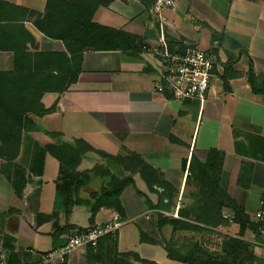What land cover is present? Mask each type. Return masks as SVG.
Wrapping results in <instances>:
<instances>
[{"label": "crops", "instance_id": "1", "mask_svg": "<svg viewBox=\"0 0 264 264\" xmlns=\"http://www.w3.org/2000/svg\"><path fill=\"white\" fill-rule=\"evenodd\" d=\"M1 1L36 12H42L46 2ZM152 3L153 0H97L94 22L143 37L146 48L134 52L131 48L84 52L76 82L61 94L45 93L43 105L49 107L56 100V108L34 120L39 127L61 133L62 140L81 138L111 155L131 151L141 156L178 190L169 212L177 202L184 206L191 203L186 193L192 185L185 186L188 171L181 169V161L188 163L194 156L204 162L207 150L218 148L224 152L221 187L255 221L254 213L264 186V94L251 93L246 71L250 57L255 74H264V0H177L159 16L151 11ZM19 23L33 35L39 50L64 51L61 41L43 36L30 20ZM211 29L220 33L221 38L212 46L218 47L221 53H215L217 63L204 103H180L157 93L153 82L158 61L151 49L157 45L160 35L209 49ZM12 59V52L0 50V70H10ZM224 81L227 89L223 88ZM28 136L31 141L23 139L22 148H28L29 153H21L16 158V162H26L28 182L22 200L14 196L5 175L0 173V212L12 208L11 213L0 219V257L4 264H7L4 259L8 251L1 247L3 234L13 238V251L22 257L23 264H41L37 254L51 249L52 221L36 225L35 214H50L53 210L58 162L52 157L55 160L52 163L51 156L42 154L41 149L54 140L40 131L29 132ZM97 162L99 157L89 152L77 170L90 169ZM244 162L250 168L238 183ZM125 175H131L134 186L126 187L120 195L124 217L116 235L101 238L96 247L73 251L65 264H120V260H125L123 254L130 252L148 261L129 259L130 264H185L166 256L162 239L170 237L171 227L157 228L156 213L135 190L144 193L151 204L156 203L157 193L148 191L138 173L126 171ZM99 186L100 181L94 180L82 194L86 196ZM113 212L101 208L94 224H102ZM223 212L229 214L227 208ZM78 215L84 222L79 221ZM88 216L86 207L74 206L68 221L86 227ZM59 218L62 224L64 218L61 214ZM140 231L156 243L140 242ZM217 231L235 236L237 225L230 223ZM178 233L174 238H179ZM243 239L252 244L253 255L264 260L259 236L255 238L246 231Z\"/></svg>", "mask_w": 264, "mask_h": 264}, {"label": "trees", "instance_id": "2", "mask_svg": "<svg viewBox=\"0 0 264 264\" xmlns=\"http://www.w3.org/2000/svg\"><path fill=\"white\" fill-rule=\"evenodd\" d=\"M96 6L97 0H46L43 11L36 12L0 0V50L10 51L13 55L12 68L0 70V173L5 175L14 196L22 200L28 182L26 162H16L21 153H29L28 148H22L23 139L31 141L28 133L40 131L54 140L42 147V154L47 153L58 162L53 210L50 214H35L36 225L52 221L50 250L63 245L72 233L93 227L95 216L101 208L112 209L121 218L124 217L120 195L126 187L134 186L131 175H125L127 171L129 174L138 173L148 191L157 193L156 203L151 204L144 193L135 190L138 196L145 198L147 207L155 210L157 228L163 225L171 227L170 237L162 239L163 249L170 260L185 264H263L264 260L253 255L252 244L243 239L246 231L258 238L257 223L250 220L244 208L230 198L220 185L224 160L222 150L209 148L204 162H199L194 156L188 163L181 161V169L187 168L188 171L185 186L192 185V189L186 193L191 203L180 207L178 217H173L160 211L167 212L172 208L178 190L158 168L141 156L131 151L125 155H111L95 149L81 138L65 141L61 139V133L48 131L36 124L35 117L53 112L57 104L55 100L45 107L42 96L48 92L61 94L76 82L84 52L128 48L134 52L146 47L143 37L94 22L92 16ZM24 20H30L43 36L61 41L64 51L39 50L33 35L19 23ZM219 38L220 33L211 29L210 45ZM165 39L170 50L182 43L167 36ZM234 44L242 51L238 44ZM209 49L217 52L215 47ZM246 79L251 93L264 94V74H255L250 57ZM223 88L227 89L225 81ZM89 152L96 154L100 162L90 169L77 170ZM249 168L247 163H242L238 183H241L243 173ZM94 180L100 181L99 189L83 195L82 191ZM74 206L87 208L89 216L86 227L69 223ZM224 208L229 210L228 215L224 214ZM11 212L12 208L0 212V219ZM60 214L64 218L62 224L59 222ZM230 223L237 225L236 235H220L217 228ZM176 232L219 235L220 250H210L201 240L186 236L174 238ZM139 241L156 243L142 231ZM1 247L8 251L5 263L23 264L22 257L13 251V238L10 235H2ZM123 258L124 261L119 259L120 264H130L129 259L148 263L136 253H124Z\"/></svg>", "mask_w": 264, "mask_h": 264}, {"label": "built area", "instance_id": "3", "mask_svg": "<svg viewBox=\"0 0 264 264\" xmlns=\"http://www.w3.org/2000/svg\"><path fill=\"white\" fill-rule=\"evenodd\" d=\"M176 1L153 0L151 11L159 16L164 9L174 6ZM151 51L158 61L153 82L154 90L180 103L192 101L203 104L211 87L213 71L217 63L215 53L188 42H182L181 45H176L170 50L163 35H160L157 45L152 47ZM180 207L182 205L177 202L171 212H160L166 216L178 217L177 211ZM254 219L260 238L258 244L264 248V186ZM122 224L120 214L113 212L102 224L94 225L85 231L74 232L68 236L63 245L38 254L39 263L63 264L73 251L82 247H96L102 237H114ZM28 252L34 253L32 250ZM0 264H4L1 257Z\"/></svg>", "mask_w": 264, "mask_h": 264}, {"label": "rangeland", "instance_id": "4", "mask_svg": "<svg viewBox=\"0 0 264 264\" xmlns=\"http://www.w3.org/2000/svg\"><path fill=\"white\" fill-rule=\"evenodd\" d=\"M209 48H213V46L212 45H210L209 46ZM216 48V50L217 51H219L218 50V47H215ZM225 50L226 49H224V52H225ZM223 52V51H222ZM219 53H221V50L219 51ZM52 158V157H51ZM50 158V159H51ZM53 159V158H52ZM51 159V161H53L52 163H55V160L53 159L52 160ZM50 173L48 172V175H49ZM188 174V173H187ZM187 176V175H186ZM180 196V195H179ZM178 196H176V198H177ZM176 198H175V200H176ZM175 200H174V202H175ZM181 203V202H180ZM180 205H182V207H183V204L181 203ZM171 210V209H170ZM169 210V211H170ZM168 211V212H169ZM225 214V213H224ZM226 215V214H225ZM81 216L80 215H78V219H79V221L80 222H84V221H82V218H80ZM180 236H179V238H182V237H184V236H186V237H189V238H192L193 240H201L204 244H205V246H207V248H209L210 250H216V251H219L220 250V247H221V237L219 236V235H214V234H212V235H210V234H203V235H200V234H193V233H183V234H181L180 232L178 233ZM220 235H222V233H220Z\"/></svg>", "mask_w": 264, "mask_h": 264}]
</instances>
